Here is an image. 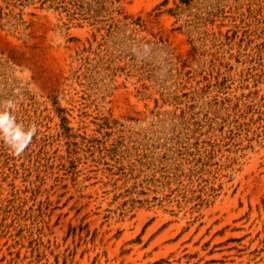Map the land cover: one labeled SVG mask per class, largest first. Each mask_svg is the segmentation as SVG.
I'll use <instances>...</instances> for the list:
<instances>
[{"label":"rangeland","instance_id":"374dc122","mask_svg":"<svg viewBox=\"0 0 264 264\" xmlns=\"http://www.w3.org/2000/svg\"><path fill=\"white\" fill-rule=\"evenodd\" d=\"M0 264H264V0H0Z\"/></svg>","mask_w":264,"mask_h":264}]
</instances>
